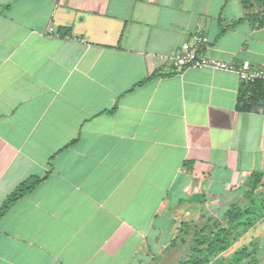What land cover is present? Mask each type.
Here are the masks:
<instances>
[{
	"label": "crops",
	"instance_id": "crops-1",
	"mask_svg": "<svg viewBox=\"0 0 264 264\" xmlns=\"http://www.w3.org/2000/svg\"><path fill=\"white\" fill-rule=\"evenodd\" d=\"M247 13L241 0H0V209L47 176L0 219V264H178L182 223L248 204L264 114L237 111V73L169 62L202 35L208 57L264 68ZM241 240L229 253L253 254L237 264H264V218Z\"/></svg>",
	"mask_w": 264,
	"mask_h": 264
},
{
	"label": "trees",
	"instance_id": "trees-1",
	"mask_svg": "<svg viewBox=\"0 0 264 264\" xmlns=\"http://www.w3.org/2000/svg\"><path fill=\"white\" fill-rule=\"evenodd\" d=\"M248 11L246 20L255 29H264V0H241ZM259 6L261 10L254 11ZM226 29H223L224 33ZM237 111L240 113L264 114V80L243 84ZM44 178H30L22 183L5 201L0 209V219L18 200L32 192ZM262 188L261 191H259ZM245 207L233 205L224 214L223 221L208 219L203 227L193 223H182L170 249L187 248L186 256L178 264H214L227 253L250 229L264 218V173L251 174L247 184ZM249 248L235 254L237 263L252 255Z\"/></svg>",
	"mask_w": 264,
	"mask_h": 264
},
{
	"label": "built area",
	"instance_id": "built-area-1",
	"mask_svg": "<svg viewBox=\"0 0 264 264\" xmlns=\"http://www.w3.org/2000/svg\"><path fill=\"white\" fill-rule=\"evenodd\" d=\"M50 33L54 29H49ZM194 45L184 44L181 48L175 51L169 58L171 67L174 70L182 71L188 68L198 70L214 69L225 70L237 73L242 84H253L258 80H264V68H254L249 66H238L235 64L223 62L205 55L201 49L207 44V39L199 35L196 38Z\"/></svg>",
	"mask_w": 264,
	"mask_h": 264
},
{
	"label": "rangeland",
	"instance_id": "rangeland-1",
	"mask_svg": "<svg viewBox=\"0 0 264 264\" xmlns=\"http://www.w3.org/2000/svg\"><path fill=\"white\" fill-rule=\"evenodd\" d=\"M259 10H261V8L259 7V6H256L255 7V9H254V11H259ZM248 236H250L249 234L247 235V237L246 238H249ZM242 239V238H241ZM239 240L240 241V243L243 245V243H242V240ZM244 241V240H243ZM241 246H240V248L238 249V250H241ZM231 250V249H230ZM229 250V251H230ZM229 251L227 252V253H225V254H227V256H230V258H231V261L228 263V264H234V261H232V260H234V254L232 253V252H230L229 253ZM220 259H218L217 261H219ZM165 264H176L175 263V259L174 260H169L168 262H166ZM215 264H218V263H215ZM235 264H237V262H235Z\"/></svg>",
	"mask_w": 264,
	"mask_h": 264
}]
</instances>
